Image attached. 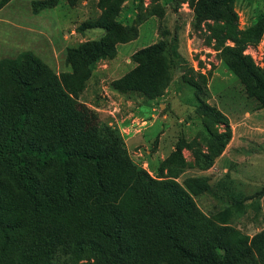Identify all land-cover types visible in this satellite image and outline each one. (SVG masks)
Here are the masks:
<instances>
[{"label":"trees","instance_id":"trees-1","mask_svg":"<svg viewBox=\"0 0 264 264\" xmlns=\"http://www.w3.org/2000/svg\"><path fill=\"white\" fill-rule=\"evenodd\" d=\"M235 1L196 0L193 26L206 27L246 95L264 109V73L243 54L264 30H240ZM123 2L97 0L95 27L105 35L68 49L70 73L50 74L30 55L0 62V93L6 80L16 87L9 105L0 95V264H35L17 254L29 258L39 248V264H264V230L249 239L224 226L226 219L222 226L206 220L192 199L209 190L194 183L201 179L184 189L135 176L97 115L77 105L90 67L129 40L115 20ZM177 158L184 169L181 147L166 162Z\"/></svg>","mask_w":264,"mask_h":264},{"label":"rangeland","instance_id":"rangeland-1","mask_svg":"<svg viewBox=\"0 0 264 264\" xmlns=\"http://www.w3.org/2000/svg\"><path fill=\"white\" fill-rule=\"evenodd\" d=\"M44 1L0 6V62L30 55L59 77L72 71L68 49L97 42L105 31L95 27L97 0ZM195 1L124 0L115 20L129 40L90 67L76 102L97 115L135 176L184 189L190 179H201L192 181L209 190L192 195L197 210L219 226L226 219L224 226L251 239L264 230V109L246 95L206 27L194 28ZM234 10L240 30H264V0H236ZM243 54L264 73V37ZM148 89L159 93L150 96ZM15 91L9 80L2 84L6 105ZM178 147L184 169L178 158L166 162ZM41 251L17 256L39 264Z\"/></svg>","mask_w":264,"mask_h":264}]
</instances>
